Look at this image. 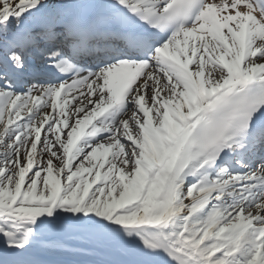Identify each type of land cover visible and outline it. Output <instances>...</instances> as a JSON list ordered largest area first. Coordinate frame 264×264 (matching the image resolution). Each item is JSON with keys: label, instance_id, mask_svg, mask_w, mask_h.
I'll list each match as a JSON object with an SVG mask.
<instances>
[{"label": "snow or ice", "instance_id": "snow-or-ice-1", "mask_svg": "<svg viewBox=\"0 0 264 264\" xmlns=\"http://www.w3.org/2000/svg\"><path fill=\"white\" fill-rule=\"evenodd\" d=\"M0 264H264V0H0Z\"/></svg>", "mask_w": 264, "mask_h": 264}]
</instances>
